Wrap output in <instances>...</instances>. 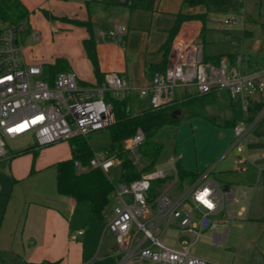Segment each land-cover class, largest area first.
<instances>
[{
  "label": "built area",
  "instance_id": "2783aa9c",
  "mask_svg": "<svg viewBox=\"0 0 264 264\" xmlns=\"http://www.w3.org/2000/svg\"><path fill=\"white\" fill-rule=\"evenodd\" d=\"M239 1L244 5L245 0ZM243 5L232 11L237 16L223 15L219 29L243 24L246 14ZM51 30L58 32L54 27ZM22 31L23 22H0V160L6 154L7 141L31 136L35 147L40 149L107 129L115 121L107 96L122 99L135 95L146 100L150 110L159 111L187 94L214 93L220 98L225 91L241 104L242 117L232 127L231 141V148L238 154L247 153L251 133L264 120V67L243 73L230 67L227 58H221L218 65L205 62L200 40L187 42L175 36L165 70L153 74L144 86L132 88L115 73L105 74L102 82L95 85H81L72 71H62L51 78L42 65L25 62L19 42ZM126 31L125 25H116L98 34L120 43ZM33 38L38 37L33 35ZM254 104L261 106L250 118ZM143 139V133L137 130L125 141L124 150L134 155ZM120 164L114 153L103 149L93 154L87 168L100 169L111 180L110 169ZM75 168L77 173L87 169L78 162ZM240 170H245V166ZM210 174L211 170L201 173L178 192L172 190L180 180L176 165L170 170L144 172L129 183L114 182L109 209L104 213L105 230L115 237L112 264H215L192 254L191 250L205 238L206 231H211L206 237L211 245L221 246L226 242L229 226L236 220L230 203L238 199L236 190L220 187L209 178ZM169 179L174 181L161 191L152 186L153 182ZM239 197L247 200L243 191ZM170 227L190 241L165 245L161 237ZM76 233L81 235L82 231Z\"/></svg>",
  "mask_w": 264,
  "mask_h": 264
},
{
  "label": "rangeland",
  "instance_id": "374dc122",
  "mask_svg": "<svg viewBox=\"0 0 264 264\" xmlns=\"http://www.w3.org/2000/svg\"><path fill=\"white\" fill-rule=\"evenodd\" d=\"M99 1L21 0L27 11V16L23 20V31L19 35V42L26 62L42 65L45 73H48L49 66L54 64L56 59H64L68 68L76 74L78 79L87 82L94 81L96 78L93 66L82 44L83 40L89 36V32L84 26L69 21L71 19L87 20L90 22L96 45L98 41L113 45L111 49H106L101 53L100 57L97 52V59L99 62L101 61L100 66L111 71L126 72L134 81L133 83L142 79L143 69L139 53L144 51V47L149 42L158 39L160 35L158 30L161 29L164 20L155 17L151 21L150 14L145 10L130 11L125 7L116 8L115 5L106 9L107 7ZM179 3L180 0H157L156 9L161 14L166 11L176 12L179 9ZM243 6L246 11L244 19L246 35H243L241 28H235L238 25L233 26L235 29L228 31L218 28L219 20L223 15L237 16L235 12L214 14L206 22L205 30L200 38L204 44L203 54L205 57H223L237 52L244 58L247 57L246 55H251L254 60H264V0H245ZM133 11H138L136 20L139 24L148 26L143 28L144 30L132 31V40L128 45L99 37L98 29L114 24L119 17L128 18ZM200 12H202L200 8L193 10V13ZM151 22L157 30L150 33L148 27ZM52 27L58 29V32L53 33ZM33 34L37 35V40L32 37ZM121 47L122 49H120ZM236 68L238 69V67ZM176 91L178 92V90ZM225 94L224 91L221 92V96L225 97ZM241 117V104L238 99L232 98L216 100L207 105L204 116H188L184 113L172 138L163 141L161 154L152 170L162 168L170 170L176 165L178 172L182 170L186 173H206L215 167L213 173L209 175L210 179L219 184L228 182L238 185V196H240V191H243L249 196L248 200L254 192L260 193V196L264 197L263 189L258 184L261 174H264V120L251 133L246 162L244 164L229 163L230 158L238 153L236 150H230L233 129L230 126H225L224 122L230 118ZM85 139L93 154L99 153L110 144L106 129L88 134ZM34 147L35 142L31 136L7 141L6 157L0 164V245H6L9 242L15 243V241H20L21 237L26 243L25 235L31 229L30 222L25 223L30 202L41 201L45 196L56 194L54 165L59 161L71 158L70 143L67 141L57 142L40 149L35 147L38 151L36 156L31 151L19 153ZM227 152L228 154H226ZM133 156L138 158L136 163L138 169L149 164L147 159L137 153ZM224 158H226L225 161H223ZM226 165H230V167L224 168ZM242 165L245 166V170H240ZM120 175L119 166H115L109 171V176L115 183L120 180ZM173 181L174 179L157 181L153 182L152 186L161 191ZM189 181V178L179 180L177 184L173 185L172 190L178 192ZM249 187L252 190L251 193ZM242 206L247 212L248 206L245 201L230 203V207L234 211ZM30 207L29 216L35 208L32 205ZM235 226L241 227L236 229ZM230 229L226 248L237 249L242 239L243 224L241 222L233 223L230 225ZM205 233L206 236L210 235L208 231ZM179 235L180 233L175 228L170 227L161 237V241L167 246H175ZM263 242L264 238L257 234L254 235L250 242L242 245L243 251L239 250L241 257L256 261L260 253L256 250V253L253 254V251ZM247 244L249 247H246ZM220 252L221 250L216 247L207 246L203 239H200L191 250V253L198 257L224 264L220 259ZM2 260H0V264H17L14 260Z\"/></svg>",
  "mask_w": 264,
  "mask_h": 264
},
{
  "label": "crops",
  "instance_id": "0c3cea01",
  "mask_svg": "<svg viewBox=\"0 0 264 264\" xmlns=\"http://www.w3.org/2000/svg\"><path fill=\"white\" fill-rule=\"evenodd\" d=\"M114 2L116 0H113ZM181 1L179 3L178 11H166L161 14L156 9L157 0H154V10L147 11L150 14L151 21L155 17H159V19H163V23L161 24L162 27L158 31H160V35L158 39H154V42H149L146 47H144V51L140 52V59L142 61V69H143V78L133 83L132 79L128 76L126 72L118 71H111L108 69L102 68L100 66L101 61L98 60V65L100 69V73L104 76L107 73H115L120 77L126 79L132 88H139L144 86L148 83L150 76H149V66L150 64H158L161 60L162 53L160 52V47L165 43L168 37V31L172 28L175 22V15L181 9ZM100 3L104 4L102 0L99 1ZM124 0H118L115 6L118 7H125ZM109 6L106 9H109ZM106 7V6H105ZM199 9V7H198ZM202 9V8H200ZM142 10V9H136ZM132 11V10H130ZM146 11V10H145ZM193 11V10H191ZM138 15V11H133L129 14L128 18L119 17L115 20V23L105 27L103 29H98L99 32H105L110 30L116 25H125L127 27L126 33L122 36L121 42L124 45H128L130 40H132V31H139L144 30L143 28H147V24H139L136 20V16ZM72 20V19H71ZM87 21V20H86ZM90 23V22H89ZM156 27L153 26V22L148 27L150 33ZM219 28V26H218ZM241 28L243 35H246L247 32L245 30L244 23L238 25ZM233 27L229 29H235ZM228 29V30H229ZM202 25L199 21H188L181 25L179 31L175 36L182 37L187 42L199 41L202 34ZM227 30V31H228ZM134 32V33H135ZM36 35V34H33ZM32 35V37H33ZM99 35V34H98ZM37 36V35H36ZM101 39H108L102 38ZM96 45V42H95ZM112 44H106L105 42L98 41L96 45V54L98 52L99 57L101 53L105 52L106 49H111ZM122 49V47L120 48ZM203 51H204V44H203ZM232 54V53H231ZM236 55V59L230 62V66L236 68L243 72V73H250L256 69H260L264 67V60L253 59L251 55H246L247 57L244 58L243 55L238 54L237 52L233 53ZM228 55V54H227ZM226 55V56H227ZM215 57V56H213ZM24 58V56H23ZM222 58H226L223 56ZM25 60V58H24ZM26 62V60H25ZM69 67V66H68ZM101 67V68H100ZM67 71H72L68 68ZM48 72V71H47ZM73 72V71H72ZM80 84L83 85H95L97 84V80L95 79L92 82L84 81L83 79H78ZM139 82V83H138ZM225 92V91H224ZM225 97L221 96L217 98V100H226L230 98L227 92H225ZM134 98H137L135 95ZM256 99H260V96H256ZM240 119V118H238ZM230 118L226 121L230 120H238ZM232 128V127H231ZM34 149H36L34 147ZM230 150H234L230 147ZM247 153H241L235 155L233 158H230L229 163H245L248 158ZM228 154V152L226 153ZM5 156L0 160V164L4 162ZM224 158L223 161H225ZM222 161V162H223ZM230 165H226L224 168H229ZM215 167H212L211 174L213 173ZM33 173V171H31ZM215 183L217 181L213 180ZM222 188H232L237 191L238 185H234L228 182H224L222 184L217 183ZM259 187L263 189L264 193V174L260 176V182L258 183ZM245 186V185H244ZM249 192L251 193L252 190L249 187ZM249 193V194H250ZM246 194V193H245ZM238 202H244L247 204V212L245 207H239L236 213V220L234 223L241 222L243 224V231H242V239L240 241V246L237 249L234 248H226L227 241L230 233V226L229 232L226 238V242L221 246L211 245L206 237L211 235V231L209 236H206L203 239V242L207 246L216 247V249L221 250L219 256L220 259L223 261L224 264H264V242L260 247H256L253 251V254L256 253V250L260 253L257 260L247 259L244 256L241 257L239 250L243 251V246L247 242H250L251 238L254 235H260V237L264 238V197L260 196V193L257 192L251 194L250 199L247 200L241 199L238 194H236ZM262 200V203H261ZM35 207L32 210V214L29 216V211L31 206ZM30 206L28 207V214L25 220L27 224L30 222L31 229L26 233V243L23 242L22 237L20 241L9 242L6 245H0V260L4 261V259H8L9 261H16L17 264H112L113 262V254L115 251V237L113 234L105 230V218L104 220H95L90 213V206L87 202H75L72 198L64 195H60L57 191L55 195H50L49 197H44L41 201L37 202H30ZM243 212L244 214H240ZM244 219V220H243ZM242 226V225H241ZM241 226H235L236 229H240ZM221 229L218 228V231ZM82 231L81 235H78L76 232ZM176 244L179 240H186L190 241L189 237H185L179 235L177 238ZM200 241V240H199ZM249 247V244H247ZM227 249V251H226ZM225 250V251H224ZM234 255V256H233ZM211 261V260H210ZM230 261V262H229ZM213 262V261H211ZM215 263V261L213 262ZM142 264H154L145 262ZM218 264V263H215Z\"/></svg>",
  "mask_w": 264,
  "mask_h": 264
},
{
  "label": "trees",
  "instance_id": "16d2710c",
  "mask_svg": "<svg viewBox=\"0 0 264 264\" xmlns=\"http://www.w3.org/2000/svg\"><path fill=\"white\" fill-rule=\"evenodd\" d=\"M102 1L107 8L116 4L113 0ZM242 5L243 3L239 0H182L181 9L175 15L174 25L168 31V37L165 43L160 47V52L162 53L161 60L158 64H150L148 70L150 73L149 76L151 77L153 74L161 73L165 70L171 43L183 23L199 21L202 25V34L205 30L206 22L212 15L229 13ZM124 6H127L129 10L142 9L153 11L154 0H131L130 3H125ZM198 7L202 8V12L193 13L191 11ZM26 16L27 11L21 0H0V22L20 23L23 22ZM69 21L76 25L84 26L89 32V36L83 40L82 44L87 57L92 63L97 84H100L104 76L100 73L96 45L92 36L90 23L89 21L73 19ZM225 57L229 64L236 59L235 54H228ZM221 58V56L209 58L204 56V61L218 65ZM67 70L68 64L64 59H56L54 64L48 68L51 78L57 73ZM216 100L217 95L214 93L202 96L187 94L182 98L175 99L164 109L152 111L148 108L146 100H140L134 97L116 99L107 96V101L112 105L115 121L106 129L110 144L104 149L110 153H114L121 161V175L118 182L129 183L138 179L142 173L151 171L154 163L161 154L163 141L172 138L180 121L183 119L184 113L188 116H204L206 106ZM260 106L261 104H254L250 118L254 116ZM178 112L181 113L180 118H177ZM236 121H225L224 125L233 127ZM137 130L143 133L144 139L137 147L135 153L147 159L149 162L142 169L137 168L133 154L124 150L125 141L134 136ZM69 143L71 158L59 161L54 165L56 191L60 195L72 198L77 203H89L91 216L95 220H104V213L109 209V196L114 187V181L109 180L100 169L87 168L89 161L93 157V152L85 138H75ZM26 151H31L34 156L38 153L34 148L23 150L19 153ZM75 162H78L82 167L87 169L84 172L77 173ZM200 174L198 172L186 173L182 170L178 172L180 180L189 178V182L193 181Z\"/></svg>",
  "mask_w": 264,
  "mask_h": 264
},
{
  "label": "water",
  "instance_id": "95a60500",
  "mask_svg": "<svg viewBox=\"0 0 264 264\" xmlns=\"http://www.w3.org/2000/svg\"><path fill=\"white\" fill-rule=\"evenodd\" d=\"M181 117V113L180 112H178V117L177 118H180Z\"/></svg>",
  "mask_w": 264,
  "mask_h": 264
},
{
  "label": "snow or ice",
  "instance_id": "6c2138e0",
  "mask_svg": "<svg viewBox=\"0 0 264 264\" xmlns=\"http://www.w3.org/2000/svg\"><path fill=\"white\" fill-rule=\"evenodd\" d=\"M209 206H211V205H209Z\"/></svg>",
  "mask_w": 264,
  "mask_h": 264
}]
</instances>
